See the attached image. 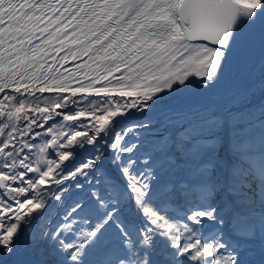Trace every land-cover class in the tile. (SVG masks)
<instances>
[{
  "label": "snow or ice",
  "instance_id": "6c2138e0",
  "mask_svg": "<svg viewBox=\"0 0 264 264\" xmlns=\"http://www.w3.org/2000/svg\"><path fill=\"white\" fill-rule=\"evenodd\" d=\"M0 264H264V0H0Z\"/></svg>",
  "mask_w": 264,
  "mask_h": 264
},
{
  "label": "rangeland",
  "instance_id": "374dc122",
  "mask_svg": "<svg viewBox=\"0 0 264 264\" xmlns=\"http://www.w3.org/2000/svg\"><path fill=\"white\" fill-rule=\"evenodd\" d=\"M254 103H258V100L257 101H254Z\"/></svg>",
  "mask_w": 264,
  "mask_h": 264
}]
</instances>
